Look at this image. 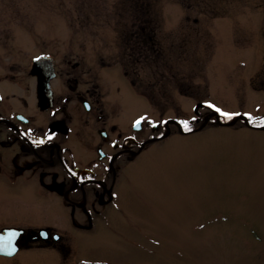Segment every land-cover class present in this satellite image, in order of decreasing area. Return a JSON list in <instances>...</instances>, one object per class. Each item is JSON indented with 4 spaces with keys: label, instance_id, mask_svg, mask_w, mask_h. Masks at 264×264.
Here are the masks:
<instances>
[{
    "label": "rangeland",
    "instance_id": "rangeland-1",
    "mask_svg": "<svg viewBox=\"0 0 264 264\" xmlns=\"http://www.w3.org/2000/svg\"><path fill=\"white\" fill-rule=\"evenodd\" d=\"M0 3L21 10L0 17L21 18L17 44L30 51L27 62L36 39L43 45L54 34L56 45L102 60L105 82L114 72V86L129 89V72L136 117L201 127L183 134L173 125L147 144L97 217L70 216L37 181L0 178V224L51 225L63 235L64 249L27 250L26 261L264 264V0ZM30 18L39 21L27 26ZM210 105L239 115L225 118Z\"/></svg>",
    "mask_w": 264,
    "mask_h": 264
},
{
    "label": "flooded vegetation",
    "instance_id": "flooded-vegetation-1",
    "mask_svg": "<svg viewBox=\"0 0 264 264\" xmlns=\"http://www.w3.org/2000/svg\"><path fill=\"white\" fill-rule=\"evenodd\" d=\"M20 11H7L0 3V15ZM27 20V26L39 21ZM22 25L19 17H0V178L37 181L40 193L68 207L70 216L102 215L117 199L124 179L132 177L136 159L145 154L144 144L160 142L173 130L167 131L169 121L161 127L136 117L135 80L128 71L129 89L114 86V72L107 75L113 83L105 82L102 60H87L71 46L56 45L54 34L42 39L43 45L36 39L27 62L30 51L17 44L24 41ZM137 119H142L138 125ZM56 230L51 225L1 223L0 264H35L23 252L55 251L63 239Z\"/></svg>",
    "mask_w": 264,
    "mask_h": 264
},
{
    "label": "snow or ice",
    "instance_id": "snow-or-ice-1",
    "mask_svg": "<svg viewBox=\"0 0 264 264\" xmlns=\"http://www.w3.org/2000/svg\"><path fill=\"white\" fill-rule=\"evenodd\" d=\"M210 107L215 108V105H210ZM215 110H216L217 112H219L223 117L228 118V119H231L234 115H239V113L223 112V111H222L221 109H219V108H215ZM244 115L249 116V118L251 119L250 114L245 113ZM193 119H195V117H193ZM138 123H139V121H137V124H138ZM181 123L184 125V127H185L186 129L188 128V121H182ZM12 235H15V233H12Z\"/></svg>",
    "mask_w": 264,
    "mask_h": 264
},
{
    "label": "trees",
    "instance_id": "trees-1",
    "mask_svg": "<svg viewBox=\"0 0 264 264\" xmlns=\"http://www.w3.org/2000/svg\"><path fill=\"white\" fill-rule=\"evenodd\" d=\"M185 128V127H184ZM189 128V127H188ZM186 129V128H185Z\"/></svg>",
    "mask_w": 264,
    "mask_h": 264
},
{
    "label": "water",
    "instance_id": "water-1",
    "mask_svg": "<svg viewBox=\"0 0 264 264\" xmlns=\"http://www.w3.org/2000/svg\"><path fill=\"white\" fill-rule=\"evenodd\" d=\"M140 122V121H139Z\"/></svg>",
    "mask_w": 264,
    "mask_h": 264
}]
</instances>
